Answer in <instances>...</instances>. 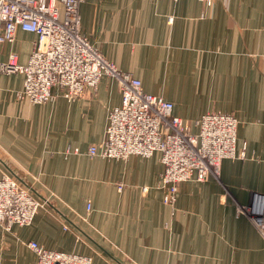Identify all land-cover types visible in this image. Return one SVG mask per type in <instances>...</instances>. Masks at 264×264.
I'll list each match as a JSON object with an SVG mask.
<instances>
[{
    "label": "crops",
    "instance_id": "0c3cea01",
    "mask_svg": "<svg viewBox=\"0 0 264 264\" xmlns=\"http://www.w3.org/2000/svg\"><path fill=\"white\" fill-rule=\"evenodd\" d=\"M79 13L80 33L144 92L171 102L191 134L206 113L232 115L245 156L223 160L218 180L180 183L166 205L159 153H87L121 104L113 79L75 100L53 87L51 102L34 105L17 96L22 74L0 72V177L47 200L30 225L0 226V264H37L31 242L92 264H264V241L237 210L264 195V0H84ZM33 40L17 30L0 62L13 54L26 65Z\"/></svg>",
    "mask_w": 264,
    "mask_h": 264
},
{
    "label": "built area",
    "instance_id": "2783aa9c",
    "mask_svg": "<svg viewBox=\"0 0 264 264\" xmlns=\"http://www.w3.org/2000/svg\"><path fill=\"white\" fill-rule=\"evenodd\" d=\"M84 0H0V45L11 43L17 30L33 35V48L26 65L11 54L0 62L3 74L23 75L20 100L40 105L54 98L59 88L68 100L80 98L86 89L95 90L102 77L113 79L121 104L108 110L103 140L88 148L90 157L125 160L160 154L163 173L159 188L163 203L173 206L177 186L209 176L218 180L224 159L244 158L236 150L237 120L230 114L211 112L201 116L191 134L173 115L171 102L143 91L140 80L122 72L80 33L79 9ZM209 6L211 0H199ZM171 21V18H169ZM119 190L121 186H118ZM47 200L36 198L30 188L7 172L0 177V226L31 224ZM90 209V205L87 206ZM264 241V195L253 193L248 206L238 207ZM37 264H92L88 256L49 251L29 243Z\"/></svg>",
    "mask_w": 264,
    "mask_h": 264
},
{
    "label": "rangeland",
    "instance_id": "374dc122",
    "mask_svg": "<svg viewBox=\"0 0 264 264\" xmlns=\"http://www.w3.org/2000/svg\"><path fill=\"white\" fill-rule=\"evenodd\" d=\"M224 160H226V159H224ZM222 161H223V160H222ZM222 161H221V162H222ZM220 165H221V164H220Z\"/></svg>",
    "mask_w": 264,
    "mask_h": 264
}]
</instances>
